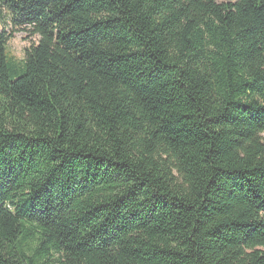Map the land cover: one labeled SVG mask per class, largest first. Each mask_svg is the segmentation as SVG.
<instances>
[{"label": "trees", "instance_id": "obj_1", "mask_svg": "<svg viewBox=\"0 0 264 264\" xmlns=\"http://www.w3.org/2000/svg\"><path fill=\"white\" fill-rule=\"evenodd\" d=\"M2 13L0 264H264V0Z\"/></svg>", "mask_w": 264, "mask_h": 264}, {"label": "rangeland", "instance_id": "obj_2", "mask_svg": "<svg viewBox=\"0 0 264 264\" xmlns=\"http://www.w3.org/2000/svg\"><path fill=\"white\" fill-rule=\"evenodd\" d=\"M217 3L227 2L229 0H215ZM6 20L7 24H2ZM7 33L12 32L9 27V22L4 14L0 15V30L4 29ZM38 41L37 37H31L28 33L23 31H13L12 37L6 44V53L9 58L19 62L24 57V50L29 48L32 45H35Z\"/></svg>", "mask_w": 264, "mask_h": 264}]
</instances>
